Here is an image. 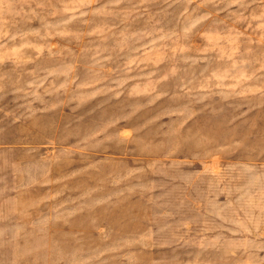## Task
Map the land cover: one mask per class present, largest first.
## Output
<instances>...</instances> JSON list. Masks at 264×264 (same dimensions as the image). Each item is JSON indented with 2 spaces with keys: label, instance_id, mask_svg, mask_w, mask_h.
Instances as JSON below:
<instances>
[{
  "label": "rangeland",
  "instance_id": "obj_1",
  "mask_svg": "<svg viewBox=\"0 0 264 264\" xmlns=\"http://www.w3.org/2000/svg\"><path fill=\"white\" fill-rule=\"evenodd\" d=\"M0 264H264V0H0Z\"/></svg>",
  "mask_w": 264,
  "mask_h": 264
}]
</instances>
